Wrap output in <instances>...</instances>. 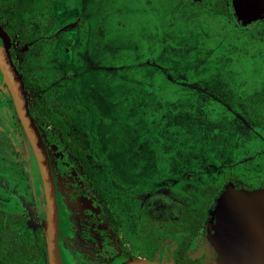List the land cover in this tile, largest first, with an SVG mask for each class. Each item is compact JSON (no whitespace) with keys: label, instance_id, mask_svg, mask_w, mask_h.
<instances>
[{"label":"rangeland","instance_id":"1","mask_svg":"<svg viewBox=\"0 0 264 264\" xmlns=\"http://www.w3.org/2000/svg\"><path fill=\"white\" fill-rule=\"evenodd\" d=\"M260 22L241 24L233 0H0L8 60L56 182L73 193L74 171L92 181L116 251L63 248L64 264H174L184 232L171 231L189 212L208 209L209 224L226 186L264 187ZM20 133L0 71V210L12 214L0 264L7 254L49 264L46 248L34 252L46 244L43 185L34 157L28 173L18 154ZM57 200L62 235H76L61 191ZM193 247L212 263L208 232Z\"/></svg>","mask_w":264,"mask_h":264},{"label":"water","instance_id":"2","mask_svg":"<svg viewBox=\"0 0 264 264\" xmlns=\"http://www.w3.org/2000/svg\"><path fill=\"white\" fill-rule=\"evenodd\" d=\"M235 15L243 24L264 20V0H233ZM0 70L11 93L15 110L31 144L45 195L46 250L49 264H62L59 253V217L54 178L49 159L25 102L16 74L8 60V35L0 26ZM209 239L216 254L211 264H264V187L247 189L226 186L218 195L208 224ZM125 264H162L156 260L132 259Z\"/></svg>","mask_w":264,"mask_h":264},{"label":"flooded vegetation","instance_id":"3","mask_svg":"<svg viewBox=\"0 0 264 264\" xmlns=\"http://www.w3.org/2000/svg\"><path fill=\"white\" fill-rule=\"evenodd\" d=\"M3 29L8 35V31L5 28H3ZM8 37H9V35H8ZM0 38L2 39L1 40L2 42L0 43V47H2L4 44V40L1 36H0ZM7 52H8V46H7ZM11 98H12V96H11ZM12 102H13V99H12ZM13 107H14L15 113L17 114V112L15 110L14 102H13ZM30 113H31V111H30ZM31 115H32V113H31ZM34 119L35 118L33 117V121H34ZM34 123H35V125H37V122H34ZM21 126H22V124H21ZM22 128H23V126H22ZM36 128H37V126H36ZM23 131H24V129H23ZM37 131H38V129H37ZM20 132H21V130H20ZM24 133H25V131H24ZM20 137H21V133H20ZM33 157L35 159V156H33ZM48 159H49V157H48ZM49 163H50L51 172H52V175L54 178V183H55V188H56V197H57V192L61 191L62 192V198L66 199V201L68 202L67 203L68 215L76 226L75 227V234L76 235H74V236L73 235L71 236L69 234H65L63 236L61 233L62 229H61L60 225L58 227V242H59V253H60L61 263L64 264L63 261H65V253L62 252L63 248H67L71 255L76 256L79 252L80 254L87 256V258H89V259H95V258H97V253H95L94 251L91 252V249H94L96 247L95 248L96 250L100 249V250L104 251L103 255L100 254L102 256V258L99 257V259H103V257H105V256H107L106 258L109 259L110 258L109 255H112L116 251L109 244H107L106 240L103 237L104 229H102L103 227L101 225L105 224L106 215H105V212L103 211V209L101 208L100 204L96 201V198L93 196L92 181L90 182L89 179H87V178L85 179L81 175H77L76 171H74L72 173L73 178L79 185L77 186V188L75 190H73V193L68 192V190L63 186V184H61L60 182H58V184H57V182H56L57 177L55 179L56 174H55V171H54V168L52 166L50 159H49ZM53 172H54L55 176H54ZM41 182H42V180H41ZM244 188H246V187H244ZM247 189H253V188H247ZM70 195H72V197ZM57 208H58V217H59L60 216V209H59V205H58V200H57ZM44 211H45V208H44ZM84 229H86V230L91 229V231H92L91 235L88 237L87 236H81V233L83 232ZM87 232H89V231H87ZM207 232H208V222L206 223L205 231L201 232L199 235H197L198 237L196 236L193 239V242L190 244V256L194 259H197L199 264H205V262L203 261L205 254L204 253H200V254L197 253V251H195L193 246L198 245L201 242H203L204 236ZM171 234H173V233H171ZM185 235H187L186 232H184V235L181 236V239ZM181 239L178 242H176V246H175L174 250H176V248L178 247ZM194 243H195V245H194ZM174 250H173V252H174ZM61 254H62V256H61ZM63 256H64V259H63ZM215 257H216V254L214 252H212L211 258H215ZM148 260H155V258L152 257ZM156 261H158V260H156ZM80 263H81V261L78 260L77 264H80ZM125 263H123V264H125ZM160 263H162V262H160Z\"/></svg>","mask_w":264,"mask_h":264},{"label":"trees","instance_id":"4","mask_svg":"<svg viewBox=\"0 0 264 264\" xmlns=\"http://www.w3.org/2000/svg\"><path fill=\"white\" fill-rule=\"evenodd\" d=\"M30 0H21V5L25 6L27 3H29ZM222 11V12H221ZM220 12L224 15H229L228 10L225 5H222ZM260 36L264 37V22H260L257 27V31ZM15 120L20 126L21 130V137L19 139V155L24 158V166L26 167L27 172L29 173V167H30V156H34L33 150L31 147V144L26 136V134L23 131V128L21 126V123L19 121V118L17 114L15 113ZM34 122L36 120L34 119ZM36 162V160H35ZM37 171L40 175L39 168L37 166ZM41 178V177H40ZM236 187H245V186H236ZM249 188V187H246ZM38 204L45 208V195L44 190L42 193V196L37 199ZM213 205L210 206L209 209H212ZM11 213H8L4 210H0V221H2V229L0 230V247L3 245H8V236H6V233H8V224L10 223L9 217L11 216ZM210 217L209 210H199L194 211L192 213H188L185 222L181 226L180 229H173L171 233H175L177 231L186 232L187 235L183 236L178 247L173 252V262L174 264H199L197 259H194L190 256V244L193 242V239L199 235L201 232H204L206 229V223L207 218ZM46 248L45 244V238L40 242V245L36 247L35 253H39L41 250H44ZM25 254V250L22 252ZM8 261L11 262V264L15 263V257L11 256L8 260V254L3 258L4 263H8Z\"/></svg>","mask_w":264,"mask_h":264},{"label":"bare ground","instance_id":"5","mask_svg":"<svg viewBox=\"0 0 264 264\" xmlns=\"http://www.w3.org/2000/svg\"><path fill=\"white\" fill-rule=\"evenodd\" d=\"M16 80H17V82H18V85L20 86V82H19V79H18V77L16 76Z\"/></svg>","mask_w":264,"mask_h":264}]
</instances>
